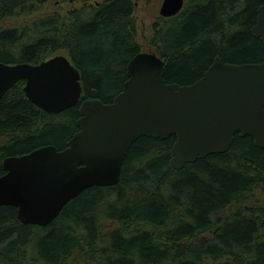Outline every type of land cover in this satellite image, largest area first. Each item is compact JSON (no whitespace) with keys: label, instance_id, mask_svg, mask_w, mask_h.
<instances>
[{"label":"trees","instance_id":"1","mask_svg":"<svg viewBox=\"0 0 264 264\" xmlns=\"http://www.w3.org/2000/svg\"><path fill=\"white\" fill-rule=\"evenodd\" d=\"M0 0V62L37 64L66 55L80 73L81 100L112 102L141 50L133 0H97L44 14L49 2ZM264 0H188L151 26L148 52L164 60L167 83L192 84L215 57L264 62L251 33ZM14 19V25L2 23ZM17 82L0 99L3 160L52 145L79 130V104L59 113L32 105ZM175 136L140 137L128 149L119 181L90 187L46 227L23 225L0 206V264H264V148L235 135L228 151L182 169L170 167ZM109 223H114L110 227Z\"/></svg>","mask_w":264,"mask_h":264},{"label":"water","instance_id":"2","mask_svg":"<svg viewBox=\"0 0 264 264\" xmlns=\"http://www.w3.org/2000/svg\"><path fill=\"white\" fill-rule=\"evenodd\" d=\"M185 0H162L159 15L171 18ZM254 37L264 44V5ZM164 60L139 52L126 67L127 81L112 102L81 100L80 73L64 54L37 64L0 62V99L23 80L27 100L59 114L79 104V130L63 149L52 145L3 160L0 206L16 209L23 225L48 226L64 206L90 187L119 181L125 155L138 138L175 136L170 167L228 151L235 135L264 148V62L226 63L215 57L192 84L167 83Z\"/></svg>","mask_w":264,"mask_h":264},{"label":"rangeland","instance_id":"3","mask_svg":"<svg viewBox=\"0 0 264 264\" xmlns=\"http://www.w3.org/2000/svg\"><path fill=\"white\" fill-rule=\"evenodd\" d=\"M97 0H72L71 2L57 3L51 1L48 3L44 14L65 13L73 7H79L85 3H92ZM186 2L188 0H185ZM134 2V19L136 22V40L141 46L143 52H148V39L151 35V26L159 17V8L162 0H133ZM14 19H7L2 26L8 27L14 25ZM110 227H114V223H109Z\"/></svg>","mask_w":264,"mask_h":264},{"label":"bare ground","instance_id":"4","mask_svg":"<svg viewBox=\"0 0 264 264\" xmlns=\"http://www.w3.org/2000/svg\"><path fill=\"white\" fill-rule=\"evenodd\" d=\"M183 9V8H182ZM190 164V163H189Z\"/></svg>","mask_w":264,"mask_h":264}]
</instances>
